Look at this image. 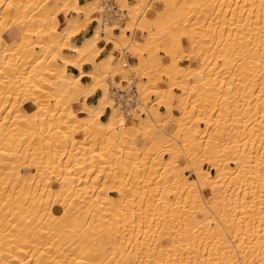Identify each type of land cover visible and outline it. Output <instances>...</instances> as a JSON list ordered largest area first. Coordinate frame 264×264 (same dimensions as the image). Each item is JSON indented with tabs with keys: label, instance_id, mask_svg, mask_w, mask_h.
<instances>
[{
	"label": "bare ground",
	"instance_id": "6f19581e",
	"mask_svg": "<svg viewBox=\"0 0 264 264\" xmlns=\"http://www.w3.org/2000/svg\"><path fill=\"white\" fill-rule=\"evenodd\" d=\"M50 1L0 0V264H235L240 247H252L240 263L264 264V3L255 5L263 0H136L144 10L128 7V30L137 27L141 40L129 41L122 29L114 34L121 26L100 16L80 44L71 42L85 30L83 22L77 28L79 15L88 20L102 0H53L54 7ZM69 9L76 15L64 16L70 27L60 32L59 14ZM9 30L17 35L10 41L3 37ZM100 40L113 49L129 46L135 64L125 61L123 48L122 66L109 51L96 63L100 73L83 71L103 51ZM185 50L186 62L200 58L198 67L179 64ZM126 70L147 82L137 87V104L148 113L134 123L114 106L110 89ZM150 95L157 99L153 110L146 106ZM24 101L34 110H21ZM159 106L166 118L155 121ZM169 121L172 132L165 130ZM84 167L86 177L79 174ZM92 168L102 183H117H107L109 191L102 185L103 197L93 195L97 172L86 183ZM188 171L194 178L186 181ZM128 183L148 187L145 200L144 190L131 191L142 197L135 201ZM167 185L187 198L180 214L167 201ZM205 190L211 202L203 200ZM109 192L134 195L125 204L130 212H119L120 197ZM175 225L183 229L176 233ZM236 228L243 230L240 247L236 235L226 237ZM157 230L167 245L150 237Z\"/></svg>",
	"mask_w": 264,
	"mask_h": 264
},
{
	"label": "rangeland",
	"instance_id": "374dc122",
	"mask_svg": "<svg viewBox=\"0 0 264 264\" xmlns=\"http://www.w3.org/2000/svg\"><path fill=\"white\" fill-rule=\"evenodd\" d=\"M85 1H86V0H84L83 3H84ZM150 1H151V2H150ZM150 1H149L150 4H151V3L155 4V2H156V0H150ZM119 2H120V4H121V7L126 9L127 14H126V19L123 21L122 25H119V26H121V27H117V26H116V27H113V28H114V29H113V33H114V34H117V33L120 32L121 29H122V30L125 32V34H128V36H129V41H131L130 38L133 37L134 32L136 33V31H138V29H137V27H135L133 34H132V32H131L130 30H128L129 25H131V21H130V19H129V17H128L129 14H130L129 8H132V7H135V6L138 5V6H137V7H138V10H137L138 12H137V11H136V12L140 14V12H142V11H140V10H142V9L144 10V8H143L144 6H142V5H140V4H137V3H139V2L136 1V0H135V1H134V0H129V1H128V0H120ZM256 2L260 5V6H259L257 3H255L256 7H257V6H258V7H261V6H263L264 0H263V1H256ZM149 3H148V4H149ZM49 4H50V5H55V3H54L53 0L50 1ZM239 4H240V1H239V2H236V5H235V3H234V4H233V7L236 6V7H237L236 9L238 10V7L241 6V4H240V6H239ZM261 4H262V5H261ZM130 5H131V6H130ZM132 5H133V6H132ZM126 6H127V7H126ZM141 6H142V7H141ZM162 6H163V5H160V6L158 7V9H162ZM128 7H129V8H128ZM140 7H141V8H140ZM263 7H264V6H263ZM242 8H244V7H242ZM245 8H246V6H245ZM97 10H98V11H97ZM97 10H96V11L93 10V11L90 13V16H89V19H88V20H86L85 17L83 16V14L81 13V14L79 15V18H80V19L78 20V23H77L78 26H77V28H78L79 26L83 25V24L81 23V22H83V23L85 24V26H84V27L82 26V28H85V29H86L87 27L92 26V31H93L95 25L98 23V21H97V20H98V17H100V14H101V11L99 12V8H98ZM63 14H64V13H60V14H59V18H60V20H61V23L65 22V25H64V27L60 28V30L63 29V28H65V27L67 26V21L64 19V16H65V17H71V16H73V15H76L73 11H70V9H69V10H66L65 15H63ZM63 19H64V20H63ZM81 19H82V20H81ZM84 19H85V20H84ZM93 19H96V20H93ZM163 20H164V18H162V21H163ZM145 21H146V20H145ZM191 21H192V20H191ZM136 24H137V22H136ZM97 25H98V24H97ZM79 28H80V27H79ZM80 29H81V28H80ZM131 34H132V35H131ZM143 34H145V33H143ZM130 35H131V36H130ZM16 37H17V35H16ZM140 38H141V37H140ZM72 39H73V38H72ZM72 39H71V42H72ZM131 39H133V38H131ZM100 42L105 43L103 40H100L98 43H100ZM105 44H106V43H105ZM209 44H210V43H209ZM97 45H98V44H97ZM110 45H111V44H110ZM221 46H222V45H221ZM221 46L218 44V45H217V50H216V51H218L219 48H220ZM123 48H124V49H123ZM175 48H176L175 45L172 46V49H175ZM68 49H69V48H68ZM122 49H123V50H122ZM36 50H37V49H36ZM121 50L123 51V54H124V52H125V54H124V56H123L124 58H126L127 55H129V56H133V57H134L133 53H131L132 51L129 49V46H126V45H125L124 47H122V46H117V48H115V49H113V47H112V49H111L110 51H112V54H113L115 57H118V58L120 59V63H119L120 66H122V63H121V62H122V60H123V59L121 58V54H122V51H121ZM64 52H65V53H71L70 50H69V51L67 50V48L64 49ZM182 53H183V54H182ZM182 53H181V54L178 53L179 56H180V55L182 56V57H181L182 59L180 58L181 61H179V64L182 65V66H186V65L188 64V61H187V62L185 61L186 57L183 56V55L186 54L187 51L185 50V51H183ZM158 54L161 55V56L163 55L162 52H158ZM144 56H146V54H144ZM183 57H184V59H183ZM134 58H135V57H134ZM166 58H167V57H163V58H162V61H163L164 63H167V62L169 61V59H168V58L166 59ZM190 58H194V59H196V62H197L196 67H198V66H199V60H200V58H199V57H194V56H193V57H190ZM190 58H189V59H190ZM165 59H166V60H165ZM96 60H97V59H96ZM125 61H126V59H125ZM184 61H185V62H184ZM97 62H98V60H97ZM126 62H127V61H126ZM135 62H136V61H135ZM221 63H222V62H219L218 64H221ZM129 64L134 65L135 63H129ZM188 66H189V65H188ZM122 68H123V67H122ZM193 68H195V67H193ZM67 69H68V68H67ZM91 69H92V68H91ZM91 69H90V70H91ZM95 69H96L95 71H98V66H97V65H96ZM123 69H124V68H123ZM125 69H126V68H125ZM125 69H124V70H125ZM216 70H217V69H216ZM216 70H214V71H216ZM68 71H70V70H68ZM212 71H213V70H210L211 73H212ZM208 72H209V71H208ZM98 73H100V72L98 71ZM128 73H129L130 75H129ZM211 73H209V74H211ZM122 74H125V76H123ZM128 75H129V76H128ZM108 76H109V75H108ZM109 78H110V76H109ZM109 78H108V80H109ZM160 79H161L163 82H165L166 84L169 83L168 80L166 79V77H164V76H161ZM83 81H84V82H87L88 79H87V78H84ZM123 81H126V82L131 81V82H133V83L136 85V89H137V87L142 86L143 82H146V80L141 79V76H140L139 74H135V73H132V74H131V72H129V71H127V70L124 71L123 73H120L119 75L114 76V77L112 78V82L114 83L115 86H116V85H117V86L119 85V87H120V85H121V83H122ZM146 83H147V82H146ZM110 89H111V85H110ZM174 92L177 94L176 96L179 97L178 93H180V90H178V89L175 88V89H174ZM96 93H97L98 95H100V94H99V93H100L99 91H96L95 94H96ZM95 94H94V95H95ZM138 94H139V93H138ZM238 95H239V96H238V99H237L238 101H237V102H238V104H240V103L242 102V101H241L242 98L240 97V94H238ZM114 96H115V95H114ZM239 97H240V100H239ZM19 100H20V99H18L17 102H19ZM80 100H82V99L80 98ZM113 100H114V106H115L116 108H118V111H119L120 106L115 102V97H114ZM156 101H157L156 97L153 96V95H150V96L148 97V102H147V105H146L147 108L150 109V110H153L155 107H157L158 105H157V102H156ZM240 101H241V102H240ZM235 102H236V101H235ZM24 103H25V104H24ZM24 103H23L24 105L22 104L23 107H24L26 104H29V105L32 107V110H34L33 108H35V106H34L31 102H29V101H24ZM48 103H49V105L51 106L52 103H53V101L50 99V101H49ZM234 104H235V103H234ZM235 105H236L237 107H239V109L243 108V106H244L242 103H241L240 105H237V103H236ZM73 107H77V106L73 105ZM138 107H139V106L137 105L136 108H135L134 110H131V111H130L131 116H126L124 113L121 112V110H120V114H121L122 116H124V118H125L127 121L134 123V122H136V119H135V118H137V117H144V116H145V113H148V112H146V111H145V113H144L143 110L140 111V110H139L140 107H139V108H138ZM237 109H238V108H237ZM239 109H238V110H239ZM107 110H109V109H107ZM159 111H164V108H163V107L161 108V107L159 106ZM132 114H133V115L135 114V117H134ZM136 114H137V115H136ZM139 115H140V116H139ZM146 115H147V114H146ZM159 115H160V113H159L157 116H154L153 119H154L155 121H158V120H156V118H157ZM46 117L49 118L48 115H47ZM168 124L171 126V128L168 129V130H166V128H165V130L168 131V132H172V131L174 130V123H173L172 121H169V122L166 123V125H168ZM166 125H165V127H166ZM200 126L203 127L204 125L201 124ZM137 141H138V143H140V142H142L143 140H142L141 138L138 137V138H137ZM161 153H162V154H161ZM161 153H160V154L162 155L163 160H167L168 158H170V154H169V153H167V152H161ZM168 154H169V155H168ZM175 155H176V153H175ZM184 163H185V160H184L183 158H180V159H179V164L183 166ZM96 167H97V166H96ZM85 168H86V167L82 168L81 171L79 172V174H83V176H85V175H86V174L84 173V172H86V169H85ZM94 168H95V167H94ZM97 168H98V167H97ZM97 168H96V169H93V168H92V169L94 170V171L92 172L93 175L90 174L91 176H90V175L88 176V177H89V180L86 182V183H88V182L90 183V179H91V177L93 178V176H95L96 174H98V177H99V178L97 177V175L95 176V178L97 177V178L95 179V182H96V183L94 182L95 185L92 187V188H94V187L96 186V187H95V193L93 194L94 196H96L95 194H97V192L101 189L102 185H107V183H108V185L111 184V186H115V185L117 184V183L114 184V183H112V182L110 183V181H106V183H105V182L102 183V182H103V181H102L103 178H102V176L100 177V175H99L100 172H99V170H97ZM202 168H203L204 170H208V171H210L211 173H213V171L210 170V165H209L208 163H204V162H202ZM98 169H99V168H98ZM87 170H89V169L87 168ZM22 172H25V171H22ZM96 172H97V173H96ZM95 173H96V174H95ZM50 175H51V174H49V177H50L49 181H53L52 183L55 185V183H54L55 177L53 178V175H51V176H50ZM85 177H86V176H85ZM124 178L126 179L127 177L125 176ZM124 178H123V179H124ZM193 178H194V176H193V174H192L191 171L184 172V179H185L186 181H187V180H192ZM98 179H99V180H98ZM129 182H130V181H129ZM83 183H84V182H83ZM86 183H85V184H86ZM94 183H93V184H94ZM99 183H100V185H99ZM101 183H102V184H101ZM93 184H92V185H93ZM129 184H130V183H128V184H126V185L129 186V190H130L131 187H130ZM133 184H135V185H134V187H133V186H132V187L135 188L137 183H133ZM142 184H143V183H142ZM54 185H53V186H54ZM89 185H90V184H89ZM108 185L105 186V189H106V187H107V189H108L109 187H111V186L108 187ZM85 186H86V185H85ZM137 186H138V188H139V186H142V185H141V183H140V185L137 184ZM167 186H168L172 191H171L170 189H168ZM167 186H166L167 188L164 187V188H166V189L163 190L164 192H167V191L169 190V191L167 192V193L169 194V195H167V199H168L167 201H168V203H170L169 200H171V201L173 200V201H172L173 204L176 202L177 205L174 204L173 206H177L178 214H180V213H179V212H180L179 210H182V209H183V207H182V206H183V201H182V200L187 199V198H184L185 196H184L183 194H182L180 197H177L176 194H174L175 196H173V193H172V192L175 191V189H174L175 187H174L173 185H172V186L167 185ZM86 187H87V186H86ZM103 187H104V186H103ZM172 187H174V188H172ZM92 188H89V189H92ZM127 188H128V187H127ZM141 188H144V187H141ZM87 189H88V187H87ZM109 189H110V188H109ZM109 189H108V191H109ZM131 189H132V188H131ZM139 189H140V188H139ZM139 189H136V188H135L134 190H133V189L130 190V191L127 190V192H128V191L131 192V191H137V190H138V191L144 190V191H141L142 193L140 192L141 196L143 195V198L140 197L138 193H137V194H138V195H137V194L134 192V193L137 195L136 197H138V198H140V199H136L135 197H134V199H133V196L135 195L133 192H131V193H133L134 195L130 194V198L127 197V195L129 194V192H128V194H127V192H126V194H125L126 196H125V195H124V196H121V197L119 196L120 198L118 197L117 192H116V193H115V192H113V193H112V192H111V193L109 192V194H113V195H115L114 197H117V199L119 198V199H118V203H119V205L117 204V206H116V207H117V210H118V209H125L126 211L129 210V212H130V209H126V206H127V204H129L128 200H130L131 197H132L133 201H132V202L130 201V203H131L130 205H132V203H134L135 201H138V200L140 201V200H142V199L145 200L144 197H145V196H148V195H147V194H148L147 191L145 192V190H148V187H147V189H146V187H145V189H140V190H139ZM167 189H168V190H167ZM170 191H171V192H170ZM143 192H144L145 194H144ZM98 194H99V192H98ZM101 194H102V195H101ZM103 194H104V193H100L98 196H99V197H100V196L103 197ZM116 194H117V195H116ZM171 194H172V195H171ZM93 195H92V197H94ZM131 195H132V196H131ZM144 195H145V196H144ZM168 196H169V197H168ZM172 196L174 197L175 200L173 199ZM183 196H184V197H183ZM92 197H91V198H92ZM99 197H98V198H99ZM102 197H101V198H102ZM122 197H124L123 200L125 199V202L121 199ZM125 197H126V198H125ZM175 197H177V198H175ZM209 197H210V193H209V191H208V190H205L203 200H204V201H207V202H211L212 200H209ZM141 198H142V199H141ZM99 199H100V198H99ZM126 199H127V202H128V203H126ZM135 199H136V200H135ZM146 199H147V198H146ZM225 199H226V198H224L222 202H224V203H225V206H226L227 203H226V200H225ZM101 200H103V198H102ZM134 200H135V201H134ZM121 201H122L124 204H123ZM177 201H178V202H177ZM120 202H121V203H120ZM172 202H171V203H172ZM120 204H122V205H120ZM125 204H126V206H125ZM123 205H124L125 207H123ZM130 205H129L127 208H131ZM171 206H172V205H171ZM173 206H172V207H173ZM115 210H116V208H115ZM115 210H114V211H115ZM117 210H116V211H117ZM118 211L120 212L121 210H118ZM118 211H117V212H118ZM126 211H123V212H125V215H127V214H126ZM117 212H116V213H117ZM100 213H101V212H100ZM237 214H238V213H237ZM115 216H117V215L115 214ZM123 216H124V215H123ZM236 216H237V215H236ZM127 217H129V216H127ZM127 217H125V218L127 219ZM198 217H199V218H202L201 216H198ZM125 218H124V219H125ZM233 218H234V216H233ZM236 218H237V219H236ZM240 219H241V215L235 217L234 220H235V221H239ZM123 221H124V220H123ZM123 221H122V222H123ZM238 223H239V222H237V225H238ZM242 223H243V222H242V219H241V222H240L239 227H240V226L242 227V225H241ZM120 224H121V222H120ZM237 225H236V227H237ZM254 225H257V224L255 223ZM129 226H131V225H129ZM129 226H126V229H128ZM178 227H179V226H178ZM178 227H177L176 225H175V227H174V229L176 230V233H177ZM129 228H130V227H129ZM131 228H132V227H131ZM131 228H130V229H131ZM176 228H177V229H176ZM179 228H180V229H183V227H182V228L179 227ZM238 229H241V228L233 229V230L231 231V234H229V233H230V232H229V233L226 235V237L229 238L228 235H232V233H233L234 235H236V239H235V242H234V243L239 244L238 247H240V246H242V244H243V238H242V236H243V235H242V231H243V230H240V231H239V232H241L240 234L242 235V236L240 237V234H238L239 232L237 233V230H238ZM187 230H189V231H191V232H192V230L194 231V229H192V230L187 229ZM235 230H236V231H235ZM127 231H128V230H126V232H127ZM157 231H158V234H157L156 232H154L156 237L153 236V235H150V237H152V239L155 238V240H156V238L158 239V237H160L161 240H160V242H159L158 244H159V245H167L169 241H168L167 239H162V237L164 236V235H163V232H162V231H159V230H157ZM178 231L180 232V230H178ZM181 231H182V230H181ZM227 232H228V231H227ZM129 233H130V230H129ZM152 234H153V233H152ZM156 234H157V235H156ZM241 238H242V239H241ZM240 239H241V240H240ZM229 240H230V239H228V241H229ZM153 242H155V241H153ZM241 242H242V243H241ZM153 244H154V243H152V246H153ZM156 244H157V243H156ZM158 244H157L156 246H158ZM230 245H231V244H230ZM232 246H233V245H232ZM150 247H151V245H150ZM233 247H234V246H233ZM242 248H243V247L238 248V250H239V249H240V250H239V252H237V254H235V256L237 255V256H236L237 261H239V262L236 261L238 264H243V263H244V262H241V263H240V261H244V260H243V257H242L241 255L244 254V253H245L246 255H248V254L251 252L249 249H250V248L252 249V247L245 248V251L243 250V252H241V251H242V250H241ZM122 249H124V248H122ZM243 249H244V248H243ZM248 250H249V252H247ZM238 253H239L240 255H239ZM247 253H248V254H247ZM238 256H239V257H238ZM236 262H235V264H237ZM128 264H132V262H131V261H128ZM245 264H250V263L247 261Z\"/></svg>",
	"mask_w": 264,
	"mask_h": 264
},
{
	"label": "crops",
	"instance_id": "0c3cea01",
	"mask_svg": "<svg viewBox=\"0 0 264 264\" xmlns=\"http://www.w3.org/2000/svg\"><path fill=\"white\" fill-rule=\"evenodd\" d=\"M52 1V0H51ZM83 1L84 0H79V3L80 4H82L83 3ZM50 3V2H49ZM55 3V2H54ZM55 5H56V3H55ZM55 5H50L49 4V6L50 7H54ZM154 6H157L156 5V3L155 4H153ZM64 25H65V22H63V23H61V20H60V25H59V28H58V30L60 31V32H63V31H65V30H67L69 27H70V25L68 24V22H67V26L65 27V28H63V29H61L60 30V28H62V27H64ZM92 33V26H89V27H87L85 30H82L80 33H78L76 36H74L73 37V39H72V43H75V44H80L83 40H84V38L85 37H87V36H89L90 34ZM9 34V35H8ZM15 33L13 32V30H9V31H7V32H3V37H5V39L6 40H8V41H10V40H12V39H14V38H16L15 36L16 35H14ZM8 38V39H7ZM133 39H135V40H141V38H140V35L138 34V32L136 31V33L134 32V34H133ZM98 48L101 50V49H103V51L100 53V55L97 57V60L99 61L102 57H104L111 49H112V45H110V44H105V43H103V42H100V43H98ZM132 53V52H131ZM124 54H125V52H124ZM126 61L128 62V63H135V58L133 57V56H129V55H127L126 56ZM97 60H95V62L92 64V66H91V64H85V65H83V71H95L96 69H95V67H96V63H97ZM188 64H189V66L190 67H196V65H197V62H196V59H194V58H190L189 59V61H188ZM193 64H194V66H193ZM92 68V69H91ZM91 69V70H90ZM67 70H70V72H72V73H74V74H76L77 73V70H75V69H73L72 67H68V69ZM123 76H125V74H122ZM83 80H84V78H82ZM82 80V81H83ZM98 94L96 93L95 95L93 94L92 96H89L87 99H86V102L88 103V104H94L95 102H96V100H97V98H98ZM75 106H77V107H73L74 109H79L80 107H81V102H78L77 104H75ZM26 109V111H29V112H31L32 111V107L29 105V104H26L24 107H21V110H25ZM108 113H109V110H106L105 111V113H104V115L100 118L101 120H105L106 119V117H107V115H108ZM164 118H166V114H165V112L164 111H160V115L156 118V120H162V119H164ZM129 122V121H128ZM166 130H168V129H170L171 128V126L168 124V125H166ZM111 196H114L113 194H110Z\"/></svg>",
	"mask_w": 264,
	"mask_h": 264
},
{
	"label": "built area",
	"instance_id": "2783aa9c",
	"mask_svg": "<svg viewBox=\"0 0 264 264\" xmlns=\"http://www.w3.org/2000/svg\"><path fill=\"white\" fill-rule=\"evenodd\" d=\"M120 0H102L101 19L112 23V20L117 24L122 25L126 19L127 11L121 7ZM129 1V0H128ZM114 23V22H113ZM111 90L115 95V102L120 106V110L126 116H131L130 111L134 110L138 105V92L136 85L129 81H123L120 87L111 86Z\"/></svg>",
	"mask_w": 264,
	"mask_h": 264
}]
</instances>
